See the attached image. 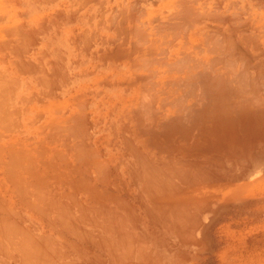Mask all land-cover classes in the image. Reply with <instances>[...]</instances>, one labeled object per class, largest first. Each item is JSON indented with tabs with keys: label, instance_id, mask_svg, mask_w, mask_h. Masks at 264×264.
<instances>
[{
	"label": "bare ground",
	"instance_id": "1",
	"mask_svg": "<svg viewBox=\"0 0 264 264\" xmlns=\"http://www.w3.org/2000/svg\"><path fill=\"white\" fill-rule=\"evenodd\" d=\"M121 1L123 4L121 5L122 8L128 11L129 10L128 6L130 3L128 4V6H125L127 7L125 8L123 7L125 4L124 0H121ZM130 1L132 0H129V2ZM238 1L243 2L242 6H245L246 4H250L251 2H252L251 4L257 5V3L260 4L264 0H166L165 4L169 6L171 5L172 7H171V12H169V14L166 15L165 13L166 15L165 17L159 18L160 16L157 17L155 14H152L150 16L149 12L145 11L148 19L149 20L151 19L147 23L148 24L147 27H149L150 30H152L154 34L155 33L158 34L162 32V35L158 36V39H155V37L154 38L151 37L153 35L151 31H150V33H152L151 35H145L146 29L141 28L140 25L139 27L142 30H140L139 27L137 26H136L137 29L135 28L136 30L135 29L134 31L132 30V32L136 31L135 34L133 33V37L137 36L136 34L142 33L143 36H141V40H142V37H144L143 40L149 43V44L147 43L148 46L146 49L149 48L150 50L149 52L145 51L146 54L144 53L147 56V58L146 56L143 55V58H142L143 60L140 58L135 59V60H141V63H138V64L142 65L144 63L146 68L148 70L150 69L151 70L148 75L146 74L148 72H146L145 73L146 75L143 78L140 77L141 80H139L140 84L137 90L138 94L135 97L133 104H130L131 101H133L132 97H131L132 99L129 101L130 103H128V106L131 109H133V111L128 110L127 108L128 115L127 114L124 115L123 113L124 115L123 117L129 116V120H130L129 126L128 127L126 126L127 127L126 136L128 140L126 141L125 144L127 147V156L125 159H123L122 157H121L122 160L119 159V161H125L123 164L121 162V164L119 163L117 165H114L115 163L114 162L113 163L114 168L111 169V166H110L111 163L110 165H108L109 163H107V165L104 164L105 159L102 158L101 155H99L104 160L102 161L101 159L96 158L98 156L93 157L94 164L93 163H92L93 165L91 164L92 167L83 166V165L80 166L79 162L77 163V160L72 158V160L73 159L74 161L76 160V163L79 165L76 167V166H72L69 163V165L68 164H65V165L66 166L71 165V167H66L65 165L62 164L64 167H66L65 169H63V167L57 166V164L54 165L55 163L49 164L47 162L48 164H44L43 162V165H39V166L37 165V162L33 163V162L28 161L26 163L25 161L31 158V156H29V158L26 159L25 158L26 156L23 154H20L19 156H22V157L25 156L24 158L26 160L24 161V163L26 165L28 163H31V165L29 164L30 166L29 165L25 166V164L23 163H22L23 166L17 165V162H16L17 160L15 159L16 161L14 160L13 163L16 162L15 165H17V167L15 169V172H12L14 170V165L12 166L13 168L12 170L10 169V167H5V166H8L10 163H8L7 165L6 164L4 165L3 163L1 164V165H4L5 167L4 169L5 173H6L7 168L12 170L10 174V178L12 176L14 180H12V184L10 185V187H12L13 185L14 189L6 188V190H7L8 195L9 194L14 195V193L16 194V196L18 195L19 204L17 203L18 206H15L14 204H12L9 201L10 197L5 196L6 194L4 192H6V190L4 191L3 189L4 194L0 196V226H2L1 227L2 229L0 231L7 233L8 236H10L9 238L10 240L8 239L9 241H11V238H14L15 236H16L15 237L16 239H18V237L21 239V240L19 239L18 241L14 239L12 240V243H11L14 246L13 250L15 249L18 250V255L21 256L20 259H22L23 261L24 260L31 261L34 259V261H31V262H35V264L38 261L39 263L37 264H84V261L86 262V260H89V261L91 260V263L93 262V264H122L123 262H125L124 261L125 259L123 257H127L130 253H132V251H134L137 248L136 246L141 245V244H136V242L134 244V238H133L134 233H132V231H133V228H135L138 224L137 222H136L137 224L135 223V215L142 212L143 216L144 215L146 216L147 221L151 222L152 220V222L154 221L160 224L163 223L165 224L164 226L166 227H173V228L177 227L181 229L182 226L185 227L186 224L189 225L188 223H189L190 217H192V219H195L197 213L201 214L203 211H206L205 205L208 202L210 203L211 202L210 200L214 198L216 193H218L216 188L220 186L219 184L223 180L222 178L219 177V175L226 174L228 172V169L231 166H234V165L237 166L239 164H242L241 161H245V160L251 161L250 166L253 168L256 167L257 164L264 162V159H261L262 157H264V155H261L262 153H264L262 152V150H264V37H260L261 35L258 34L259 31L256 29V26H254L253 23L250 22V24H252L255 27V29L258 31L257 34L254 31L253 32L251 31L250 29L251 25L250 27L246 23H245L246 26L243 25V22L241 20H244V19L243 18L240 19L239 16L236 15L237 13L236 10L229 11V9H232V6L235 9L239 8V7H234ZM116 2L118 1L116 0ZM116 2L115 4H118ZM138 3H142V2H138ZM135 5L137 6V3H135ZM135 5H133V7ZM163 6L165 7V5ZM257 6L256 8H258ZM80 7H82V5ZM138 7H140V5ZM259 8L264 9V5H262L261 7L259 5ZM139 9L137 11L138 13L139 11H143ZM156 9H159V6ZM114 10L115 8L112 10L113 14H114ZM117 10L115 14H117ZM167 10L168 9L166 7V12ZM121 12L123 13V11H120L119 14H121ZM143 12H140L142 16L144 15ZM135 13H136V9H135ZM138 13L137 15L135 14L136 16L134 15L137 20H138V17H140V15L138 16ZM125 14L129 16L128 15L129 12L128 14L127 12ZM233 14H235V16H233ZM157 15H160V14L158 13ZM114 16L115 15H113V17ZM120 16L121 15H119V17ZM113 17L109 19V24L111 23L110 21L111 19L113 21ZM248 17L250 16H247L246 18ZM131 18H133V16ZM142 20H144V18ZM252 22H255V21L253 20ZM129 23L131 22L129 21ZM115 24H116V21H115ZM122 24L118 26L121 27ZM139 24H140V21H139ZM234 24L237 26L235 27ZM130 25L132 26V24ZM134 25H136V23H134ZM105 27L107 28V26ZM123 27L125 26H122V29ZM262 27H264V25H262ZM109 28H112V27L109 26ZM113 29L114 28H112V30ZM261 32H264V30L260 31V33ZM150 33H147V34H150ZM101 36L102 34L99 37ZM107 37L109 38V36ZM85 38L88 41L90 40L87 37ZM108 38H106V41ZM110 38H113V37H110ZM114 39H115V36H114ZM114 39H112V41ZM117 39L118 38H116V40ZM130 39L131 38H129V40ZM133 39L134 40L138 39V37H134ZM101 40L103 41L104 38L100 39V41ZM156 40H158V42H160L161 44L159 45L158 43V46H157L155 44ZM120 41L118 42L116 41V42L119 43ZM123 42L125 44V40ZM86 43L88 45V42ZM132 45H131V48H132ZM88 46L86 48H88ZM145 46L146 44L144 45V47ZM97 49L100 50V48H97ZM122 49L124 48L122 47L121 50ZM155 49L158 52L160 51V53H157V51L154 52ZM128 51L126 52L128 53ZM134 51H132V53ZM102 52L105 53L106 51L104 52L102 50ZM103 53H101L100 55H103ZM137 54L139 56L140 53H137ZM131 56L132 55H130V57ZM98 57L99 55L97 56V58ZM114 57L116 58V55ZM123 57L125 58V56ZM99 58L101 59V57ZM149 58L153 60H148ZM131 59L133 58L131 57ZM142 61H145V62L142 63ZM146 61L149 64H145L147 63ZM102 62H103L102 64H104L103 60ZM135 62L136 64H134V67H135L134 69L137 71L136 67L138 66H135L137 65V61ZM129 63H130V60H129ZM155 64L159 65V67L153 68V69L150 68L151 65L154 66ZM147 65H150V66L147 67ZM132 67H131L130 73L133 72L134 75H137L138 72L136 73L132 71L134 70L132 69ZM144 67L142 69H144ZM106 68L108 69L107 66ZM38 70H39V66H38ZM24 71H26L25 67H24ZM24 71H23V74H24ZM19 72L21 71L19 70ZM3 74L4 73H2V75ZM138 74L140 75V73ZM141 74L143 73L141 72ZM139 75H137V77H139ZM129 80H131V78ZM104 81L107 82L106 79ZM135 81H134V85L136 83ZM31 82L33 81L31 80ZM101 82L103 83V81ZM105 82L104 84L106 85L109 83V82L108 83H105ZM119 82L120 84H122L125 81L122 82L120 80ZM112 83H114V78H113ZM115 85L113 86L114 88H115ZM7 87H9L8 84H7ZM45 87L46 86H44V88ZM4 88L2 90H4ZM51 91L52 90H50V92ZM125 91H126V88H125ZM134 92H136L135 88H134ZM94 93L96 92L94 91ZM114 95L113 97H116ZM127 95L129 97V94ZM52 96H54V94ZM73 97L76 98L75 96ZM78 97L79 96L77 95V98ZM76 102H79L77 104L74 103L76 106H78L82 104L84 101L82 102L78 100ZM55 104L52 103V105H55ZM82 106L85 107L86 104L85 106L84 104ZM5 107H7V105ZM56 107L59 109L62 106L61 107L56 106ZM56 107L55 109H57ZM80 107L78 108V110L80 109L79 111L82 112L83 108H80ZM110 108L112 107L110 106ZM85 109L86 108H84V110ZM75 110L78 112L77 109ZM75 110L73 111L74 113H75ZM127 110H126V113H127ZM73 112L70 115H72ZM83 112L80 113L81 115L80 114L77 115L78 113H76L75 115L78 117L82 115L85 116L87 112L85 114H83ZM64 113H61V114L64 115ZM7 114H9V112ZM64 116L63 117L65 119L60 118L61 120H63L62 122H65L67 120V123L69 124L74 121V118L72 121V120L67 119L66 115ZM83 116L82 118H84ZM60 119L57 124L55 123L56 125H59V122L61 121ZM124 119L128 120V117ZM69 121H72V122H69ZM84 121L85 119L83 120V122ZM86 121L88 122V120ZM55 124L52 123V125H55ZM68 124L67 126L66 125L64 126V124L61 123L62 130L60 129V127H59V130L61 131L66 130V127L69 126ZM123 124L124 123H122V125ZM114 126L116 127L115 124ZM120 127L121 129H123L122 126ZM50 128L48 132L54 129L52 127V129L50 130ZM43 129H40V130H43ZM40 130L39 132H42ZM55 130L57 131L58 128L54 129L53 132ZM74 130L79 131L77 129H74ZM111 130L109 132H112ZM61 131H57V132L60 133ZM46 132L43 131L42 133L43 138H44V135L47 136L48 132L47 134ZM82 132L84 131L82 130ZM119 132L121 133V131ZM59 133H57V135ZM61 133L60 135L62 136L59 135L60 142H63L61 140H63L64 138L63 139L61 138L64 136V134L66 137L68 132L63 133V134ZM86 133L88 134V132ZM86 133L84 134L86 135ZM74 134L76 135L77 132H75ZM122 134L120 135L122 136ZM78 135L80 134H77L76 136L79 137ZM98 136L100 137V135ZM48 137H51V136H48ZM48 137H45L47 138L46 140H48ZM82 137H83V134H82ZM57 139L59 140V137ZM79 139H75V140L72 139L73 140L72 145L75 144L73 143L74 141L76 140L79 141ZM84 139L85 138H83L82 142L85 141ZM88 139H90V136L88 137ZM110 139H113V138H110ZM49 140H51V138ZM94 141H97V140H94ZM100 141H103V140H100ZM107 141L109 142V140ZM115 141L116 140L113 139V141L111 142H115ZM122 141L123 140L121 139V142ZM60 142L58 141V143ZM64 142L67 143L68 142L67 139H65ZM80 142L81 141H79V144ZM6 143L8 144V142ZM10 143L13 144L12 141ZM20 143H16V144L23 145V143L21 144ZM34 143H36V141ZM37 143L38 144H35V145L33 144V145L35 147L36 145L39 146L40 142H37ZM26 144H27L26 146L28 145L31 146L30 141L29 143L26 142ZM89 144L90 146L92 145L91 143ZM106 144L108 143L106 142ZM109 144L113 145V143L111 144L110 142ZM43 145L45 146V144ZM76 145L78 144L76 143ZM76 145L74 146V148L76 147ZM10 146L14 147V145L9 144V146H7V148L9 147L8 150L13 148V147L10 148ZM63 146L65 147V145ZM78 146L76 147V149L78 148ZM20 147L22 146H19L18 148ZM42 147L40 148L37 147L38 149L37 148L35 149L33 147L34 149H32V151L34 150L36 152L37 150H39L40 152L38 154L37 152L36 154L34 153L35 155L39 156L38 159L35 158L36 161H38L40 158L42 160V157L40 156V155L43 156V154H41ZM68 147L67 149H64V150H68ZM92 147H89V148L91 149ZM15 148L17 149L16 146ZM52 148L53 146L49 149L47 147V150L49 151L51 149V153H53L55 152L54 150L55 148L53 149ZM74 148L72 147L73 150ZM79 148L84 149L86 147L79 146ZM101 148H98V149H101ZM70 149L68 151H70ZM81 149H78L79 150L78 152L81 153L83 151L84 153L85 150L81 151ZM23 150L24 152H26L25 149ZM30 150L28 151L30 152ZM86 151H87V154L88 152H90V150L88 149H86ZM16 152L17 151H15V157L16 156L18 157V155H16ZM44 152L46 151L44 150ZM56 152L58 153V151ZM60 152H61V149L59 150V153ZM78 152L75 153V155L78 154ZM94 152H92L91 154H94ZM12 153L11 154L8 153V155L12 156ZM20 153H23L22 150ZM61 153L60 155L58 154L59 156L58 155L57 156L58 157L62 156L63 152ZM25 154L28 155V152ZM31 154L33 155L32 152ZM95 154L97 155V153ZM73 155L72 157L75 156ZM78 155H80L79 157H81V154H78ZM84 155H86V152ZM88 155L90 156V153ZM47 157H44L46 161H48ZM8 158L11 159L12 157H8ZM24 158L20 161H23ZM56 158L57 157H55V159ZM62 158L66 160L65 157H62ZM118 158H119V153H118ZM31 159L35 160L33 158ZM80 159L81 161H90L91 156L90 158L88 157L85 159L84 158L83 159L80 158ZM74 161H73V165H74ZM2 162L4 161L2 160ZM57 162H61L59 158H57ZM35 163L37 166L33 165ZM89 163L88 165H90ZM59 164L61 165V163ZM4 167H1V168H4ZM88 167L93 170L94 172L93 177L91 176V172ZM9 169H7V171H9ZM58 169H61V170L58 171ZM6 180L10 181L8 178ZM2 183L6 184V182H1L0 185ZM228 190H229L228 187H226L225 189L223 188L221 191L222 196L225 193H227ZM222 198H225V197H222ZM128 200H131L132 202H129ZM13 202H14V199H13ZM137 209L139 210L138 212H137ZM29 213L32 215L38 214L39 217L46 223V227H48L50 231L52 230V232L53 231L55 232V237L52 238L50 235L49 237L47 235V238L46 236H39V235L37 236L35 234L30 233L29 229L27 233V231H24V229H20L18 225L11 222L12 220H10L12 217L11 215H13L14 217H16L17 215L18 221H19L20 217H22L24 214L29 215ZM193 215H195V218L193 217ZM154 218H156L157 221L153 220ZM137 219H140V218H137ZM195 221L196 220H194V222ZM129 228L130 230H128ZM192 229L195 230L196 228L194 229L193 227ZM33 230H36V228H33ZM4 233H1V235L3 234L6 236V234ZM12 234L14 235V237L13 236L11 237ZM192 237H193V234H192ZM187 238L189 239V237ZM192 241H194V239ZM3 248L5 249V247ZM9 248L11 247L9 246ZM6 251L7 249L5 250V253ZM105 255H108L111 260H104ZM121 256H122L123 262H121L122 260H120ZM132 257H136V256H132Z\"/></svg>",
	"mask_w": 264,
	"mask_h": 264
},
{
	"label": "rangeland",
	"instance_id": "2",
	"mask_svg": "<svg viewBox=\"0 0 264 264\" xmlns=\"http://www.w3.org/2000/svg\"><path fill=\"white\" fill-rule=\"evenodd\" d=\"M11 1H14V0H0V6H4L3 4H5L7 2H11ZM64 1L67 2L66 6L68 9L70 8V10H71L72 8H75V10H78V12H81L82 8H85L87 6L91 7L90 8V13H91L90 22H89V24H86V22H85V25H84L86 28V30L84 31L85 33L83 35L81 34V37L78 38L79 42H80V40H83L84 45H86L85 49H84V55H85L84 67H81V70H80L78 66L74 67L73 65H68L66 67L67 71L64 74L61 73V77L63 78L61 80V82H59V83L56 82L57 84L56 83H48V82H47V84L43 83L44 85H46L45 88H44L43 84L41 87L40 86L34 87L30 83H28V86L25 88H17V87L15 88L12 86V88L9 90V94L8 93L5 94V98L3 97V90L0 89V93H1L0 94V99H1L0 100V102H1L0 103V110H1L0 111V121H1V123H0V131H1L0 132V153H1L0 154V165L2 163L4 165L5 164L7 165L8 163H10L8 166H5V167H10V169H12V170H13L12 166L14 165L13 171L10 170L9 168H7V169H9V171H7V169H6V173L8 174V176L5 173L4 165H1V167H4V168L0 167V183L6 182V184L2 183L3 185L2 184L0 185V196H2V194L5 193L6 194L5 196L10 197L9 201L12 204H14L15 206H18L17 203L19 204L18 195L16 196L15 193H14V195L13 194L8 195L7 190H6V188H10V189L13 188L14 189L13 185H12V187H10V185L12 184V180H14V178L12 176L10 178V174H11V171L15 172L17 165L23 166V164H25L24 161L26 159H28L29 156H31V158H33V159H35V158L38 159L39 156L35 155V154H36V152H37V154L40 152H39V150H37L36 152L33 150L34 151L33 152L32 149H34V148L36 149L37 147L40 148L42 146L45 148L44 149L42 147L46 152H44V150L41 148V154H43V156L40 155L42 157V160H44V161H42L41 158L39 159L40 161L39 160L36 161V159L32 160L31 158H29L25 162L26 163L28 161L33 162V163L37 162L38 166L43 165V162H44V164H48V163L54 164L55 163L54 165L57 164V166L63 167V169H65L66 167H71V165L77 167L79 164H80V166L83 165V166L92 167L91 164L92 163L94 164L93 157H95V156H98L96 158L101 159L102 161L105 159L104 164H106V165H107V163H109L108 165H110V163H111V165H110L111 169L114 168V165H117L119 163L121 164V162L123 164L125 162V161H119V159L120 160H122V158L125 159L127 156V147H126L125 143L128 140V138L126 136V134H127L126 129L129 126L130 120H129V116H125V117H123V116L126 114L128 115V110L133 111V109H131L128 106V103H130L129 101L133 98V101H131V103H130V104H133L134 99L138 94L137 90H138V86L140 84L139 80H141V78H143L146 74L148 75L150 73V70H151L150 68L153 69V68L159 67V65H157V64H155L154 66L153 65H151V66L147 65V67L150 66V68H149L150 70H148L143 63L145 61H142L143 64L141 65V64H138V63H141V60H135V59H139V58L142 59L143 55L146 56L145 55L146 52H149L150 50H149V48L146 49L148 46L147 45L148 42H145V40H143L144 37H142L143 41L141 40V36H143L142 33H140L141 35L136 34L137 36H134V37H138V39H135L136 40L135 41L133 39L134 38L133 33L135 34L136 31L132 32V30L134 31V29L135 28L137 29V27H139V25H140L141 28L146 29L145 35H151L153 32H152V30H150L149 27H147L148 26L147 23L151 19L150 20L148 19L145 11L149 12L150 16L152 14H155L157 17L160 16L159 18H161V17H165L167 14H169V12H171V7H172L171 5L169 6V5L165 4L166 0L165 1L164 0H145V1L144 0L143 1L142 0H134V2H133V0L130 2H129V0L128 1L124 0L125 4H127V5L124 4L123 7L128 6V4L130 3L128 6V9L130 11L129 10L126 11V10H124V8H122L121 5H123V4H122L121 0H117L118 2H116V0H64ZM137 1L142 2V3H138ZM115 2L118 4H115ZM135 3H137V6L135 5ZM251 3L246 4L245 6H242L243 2L238 1L234 7H239V8L235 9L232 6V9H229V11H235L236 10L237 11L236 15H238L240 19H242V18L244 19V20H241L243 22V25H245V23L249 27L251 25L250 29L252 32L254 31L257 34V32L259 31L258 34L261 35L260 37H264V32L260 33V31L264 30V27H262V25H264V12H262V11H264V9L259 8V5H260V7L262 5H264V1H262V3H260V4L257 3L258 6L256 4H251ZM81 5H82V7L79 9V7ZM133 5H135L136 7L135 6L133 7ZM139 5L141 8L138 7ZM163 5H165V7ZM118 6H119V8H118ZM158 6H159V9H156ZM256 6L258 8H256ZM100 7H101V12H102L101 18L99 17V14H98ZM142 7H143V9H142ZM166 7L168 9L167 12H166ZM114 8H115V10H114V14H113L112 10ZM125 8H127V7H125ZM139 8L144 11V12L139 11V13L140 12L144 13L143 16L141 13L139 14L137 12ZM117 9L119 10V12L123 11V13L121 12V14H119ZM135 9H136V13H135ZM238 9H240V10H238ZM116 10H117V14H115ZM131 10H133V11H131ZM1 11L3 12L2 9H0V13H1ZM253 11H254V13H253ZM124 12L125 13L127 12V14L129 12V14H128L129 16H127ZM130 13H131V15H130ZM137 13H138V16L140 15V17H141L140 18L137 16L138 20L135 17L137 15ZM158 13L160 15H157ZM165 13H166V15H165ZM113 15H115V16L113 17ZM119 15H121L120 16L121 19H120ZM125 15H126V17H125ZM122 16H124V17H122ZM132 16H133V18H131ZM233 16H235V14H233ZM247 16H250V17L246 18ZM112 17H113V21H112V19L110 21H111V23L112 22L113 23L109 24V19ZM123 18H124V20H123ZM134 18H135V20H134ZM143 18H144V20H142ZM131 19L133 22L131 21ZM251 19H252V21L254 20L255 22H252ZM117 20H119V21H117ZM95 21H96V23H95ZM115 21H116V24H115ZM129 21L131 23H129ZM136 21H138V22H136ZM139 21H140V24H139ZM250 22L253 23L254 26H256V29L258 31L255 29V27L252 24H250ZM80 23H81L80 25H82V22H80ZM134 23H136V25H134ZM261 23H262V25H261ZM114 24H115V26H114ZM121 24H122V26H125V27H123V29H122V26L121 27L118 26ZM130 24H132V26ZM240 25H242V24H240ZM105 26H107V28ZM109 26L114 28L115 30L114 29L112 30V28H109ZM234 26L236 27L237 25L234 24ZM1 27H3V26H0V30H2ZM139 29H140V27H139ZM140 30H142V29H140ZM125 31H127V32H125ZM150 31L152 33H150ZM147 33H150V34H147ZM92 34H94V35H92ZM101 34H102L101 37L104 38V40H103L104 42L102 40L100 41V39H102L101 37H99ZM125 34H127V35H125ZM160 35H162V32H160L158 34L153 33V35L151 37L152 38L155 37V39H158V36H160ZM107 36H109V38ZM114 36H115V39H114ZM4 37H7V36H5L2 33V31H0V38H4ZM71 37H73V35ZM85 37L90 39L89 40L90 42ZM110 37H113V38H110ZM106 38H108L109 40L107 39V41H106ZM116 38H118V39L116 40ZM129 38H131L133 40V42L131 39L129 40ZM112 39H114V40L112 41ZM124 40H125V44L123 42ZM111 41H112V43H111ZM116 41L117 42L120 41V42L117 43ZM6 42L8 44H10V47L6 48L5 50H0V56L7 55L10 58L9 64L4 65V67L7 69H10V71L12 73L11 74L12 80H13L16 76H18L20 67H22V65L19 64L20 60H17V59H20L21 56H24V57L31 56L32 50H25V49L23 50V49H18L16 47H14L20 43L19 41L17 42L15 40H11V41H6ZM6 42H3V43L6 44ZM86 42H88L89 46L87 45ZM158 43H159V45L161 44L160 42H158V40H156L155 44L157 46H158ZM145 44H146V46L144 47ZM131 45H132L133 49L131 48ZM87 46H88V48H86ZM104 46H105V48H104ZM121 46L124 49L121 50V48H122ZM126 47H127V49H126ZM134 47H135V49H134ZM141 47H142V49H141ZM97 48H100V50H98ZM102 50L104 52L105 51L106 52L103 53ZM69 51L73 55L72 49H70ZM126 51H128V53ZM132 51H134V52L132 53ZM141 51L143 54L141 53ZM156 51L157 50L155 49L154 52H156ZM100 52L103 53V55H100L101 54ZM137 53H140L139 56ZM157 53H160V51L159 52L157 51ZM88 54H89V56H88ZM41 55L45 56L43 54V51H40L37 53V56L41 57ZM98 55H99V57H101V59L99 57L97 58ZM104 55L106 56V58ZM115 55H116V58L114 57ZM130 55H132L131 57L133 59H131ZM119 56H120V58H119ZM121 56H122V58H121ZM123 56H125V58ZM136 57H138V58H136ZM41 58L43 59V57H41ZM146 58H147V56H146ZM102 60L104 61V64H102L103 63ZM129 60H130L131 64L129 63ZM148 60H153V59L149 58ZM135 61H137V65H135V66H138V67H136L137 71L134 69L135 68L134 64H136ZM106 63H107V65H106ZM145 64H149V63L147 62ZM106 66L108 67V69L106 68ZM142 66L144 67V69H142L143 68ZM100 67H102V68H100ZM131 67H132V69H134L132 71H134L136 73L137 72L140 73V75L137 73V75H139V77H137V75H134L133 72L130 73ZM16 68H17V70H16ZM62 69H64V67ZM101 72H103V73H101ZM141 72L143 74H141ZM146 72H148V73H146ZM113 78H114V83H112ZM130 78H131V80H129ZM100 79H102V80H100ZM105 79L107 80V82L104 81ZM120 80L122 82H124V81L125 82L124 83L121 82L122 84H120V82H119ZM126 80H128V81H126ZM133 80L134 81L136 80L135 85H134ZM101 81H103V83ZM104 82L105 83L109 82V83L106 85V84H104ZM13 84H16V83H13V81H12V85ZM113 84L114 85L116 84L117 87L115 85V88H114ZM111 86L113 87V89ZM103 88H104V90H103ZM125 88H126V91H125ZM134 88H135L136 92H134ZM50 90H52V91L50 92ZM94 91L96 93H94ZM52 92H54V93H52ZM21 93H23V94H21ZM76 93H78V94H76ZM112 93H114L115 95ZM30 94H32V95H30ZM53 94H54V96H52ZM127 94H129V97ZM132 94L133 95L135 94L134 97ZM77 95L79 96L78 98H77ZM83 95L85 96V98ZM113 95L116 97H113ZM73 96H75L76 98H74ZM70 97L72 100L70 99ZM112 97H113V99H112ZM127 98H128V100H127ZM77 99L82 101V102L84 101L82 104L78 105L79 107L81 106L80 108H83V110H84V108H86L85 109L86 111L84 110V112L81 109L83 114H85L87 112V114L85 115L86 117L82 115L84 118H82V116L78 117L75 115L76 113H78L77 115L82 113L81 111H79L80 109L78 110L79 107L74 104V103H76V104L79 103V102H76V101H78ZM52 103L53 104L56 103V104L52 105ZM5 104L7 105V107H5L6 106ZM83 104H84V106L86 104V106L83 107L82 106ZM109 105L112 108H110ZM56 106H58V107L62 106V107L59 108L60 109L59 110ZM55 107L57 109H55ZM104 107H105V109H104ZM4 108H5V110H4ZM123 108L125 109V111ZM127 108H128V110H127ZM75 109H77L78 112ZM74 110H75V113L73 112ZM126 110H127V113H126ZM7 111L9 112V114H7L8 113ZM72 112H73V114L70 115ZM61 113H64V115H66V116L69 114L70 116L68 115L67 119L73 121V118H74V121L73 122L69 121V122H72L69 124L67 123V120L66 121L64 120L65 122H62L63 120H61L60 118L63 119L65 116ZM123 113H124V115H123ZM119 114H120V116H119ZM80 117H81V119H80ZM99 117H100V119H99ZM126 117H128V120L124 119ZM59 119L61 121L59 122V125H56L58 123ZM84 119H85V121L83 122ZM86 120H88V122ZM110 121H111V123H110ZM126 121H127V123H126ZM85 122H87V123H85ZM39 123L41 124V126ZM43 123H44V125H43ZM49 123H51V124H49ZM52 123L53 124L56 123V124L52 125ZM61 123H63L64 126L65 125L67 126V124H68L70 126V127L68 126L69 129H68V127H66L67 131L66 130L61 131L62 130ZM65 123H67V124H65ZM122 123H124L123 125H125V124H127V125L123 126ZM45 124H47V125H45ZM114 124L116 125V127L114 126ZM42 126L44 127V129ZM120 126H122V128L124 130L121 129ZM52 127L54 129L58 128L57 131H61L63 133L68 132L66 137L64 134V136L61 138V139L64 138L63 140H61L63 142H60V136H62V135H60L61 132L59 133L55 130L54 131L55 133H54L53 132L54 129H52ZM59 127L61 130H59ZM73 127H74V129H77L79 131H75L73 129ZM75 127H77V128H75ZM6 128H8V129H6ZM49 128H50V130L52 129V131L48 132ZM84 128H85V130H84ZM111 128H112V130H111ZM40 129H43V130H40ZM39 130L42 132H39ZM82 130L84 132H82ZM110 130L112 132H109ZM43 131L48 132V134L46 132L47 136L44 135V138H43V134H42ZM119 131H121V133ZM75 132H77V134H80V135H78L79 137L76 136L77 134L76 135L74 134ZM86 132H88V134ZM50 133H51V135H50ZM57 133H59V134L57 135ZM63 133H61V134H63ZM84 133H86V135ZM111 133H113V134H111ZM69 134H71L73 136V138ZM82 134H83V137H82ZM120 134H122V136ZM98 135H100V137ZM48 136H51V137H48ZM89 136H90V139H88ZM45 137H48V140H46L47 138H45ZM58 137H59V140L57 139ZM50 138H51L52 142H51V140H49ZM54 138L57 140H55ZM83 138H85L84 142H82ZM98 138H100V139H98ZM110 138H113L116 141L111 142V141H113V139H110ZM65 139H67V141H68L67 143L64 142ZM72 139L73 140L79 139V141H81V142L79 144V141L76 140L73 142L75 144L72 145V141H73ZM121 139L123 140L122 142H121ZM37 140H39V141H37ZM94 140H97V141H94ZM100 140H103L105 142L100 141ZM107 140H109V142L111 144L113 143V145H110ZM11 141L13 144L10 143ZM17 141H19V142H17ZM20 141H21V143H23V145L20 143ZM29 141H30L31 146H29V145L26 146L27 145L26 142L29 143ZM35 141H36V143H34ZM41 141H42V143H41ZM58 141L60 143H58ZM6 142H8V144ZM31 142H32V144H31ZM37 142H40L39 143L40 145L39 146L36 145V147H35L34 145L38 144ZM85 142H86V144H85ZM88 142L91 143L92 145L90 146V144ZM106 142L108 144H106ZM16 143H20L21 145L16 144ZM76 143L79 146H81V147L85 146L86 148L81 149V148H79L78 145H76ZM115 143H116V145H115ZM9 144L14 145V147L10 146V148L11 147H13V148L8 150L9 147L7 148V146H9ZM43 144H45V146ZM63 145H65L66 148ZM68 145H69V147H68ZM75 145H76V147L78 146L77 149H76V147L74 148ZM96 145H97V147H96ZM15 146L17 147V149L15 148ZM19 146H22L26 152H24L22 147L18 148ZM52 146H53V148H55L54 149L55 152H53V153H51V149L49 151L47 150V147L49 149ZM88 146L89 147L93 146L94 148L92 147L93 149L92 148L90 149ZM99 146H101L102 148ZM67 147H68V150L70 149V147H71V149L73 147L74 150L73 149L72 150L70 149V151L64 150V149H67ZM30 148H31V150H30ZM98 148H101V149H98ZM13 149H14V151H13ZM20 149L22 150L23 153H20L21 152ZM58 149L59 150L61 149V152H63V155L60 157H58V156L60 155L61 152L59 153ZM78 149H81V151L82 150H85V151H84V153H83V151L80 153V152H78L79 151ZM86 149L90 150V152H88V154L90 153L91 160L90 161H81L80 158H82V159L83 158L85 159L88 157L90 158V156L87 154ZM11 150L13 153L11 152ZM28 150H30V152ZM54 150H52V151H54ZM94 150H95V152H94ZM122 150L123 151L125 150V151L123 152ZM15 151H17L16 155H18V157L17 156L15 157ZM56 151H58V153ZM76 151L78 152V154H81V157H79L80 155H78V154L75 155V153H77ZM100 151H102V152H100ZM7 152L9 154L12 153V156L8 155ZM27 152H28V155L25 154ZM31 152L33 153L34 157L31 154ZM64 152H65V154H64ZM72 152L75 156L72 154ZM85 152H86V155H84ZM92 152H94V154L97 153V155L91 154ZM262 152H264V150H262ZM56 153H57V155L58 154L59 155L57 156ZM118 153H119V158H118ZM121 153L124 155H122ZM20 154L25 155L26 157L25 156L24 157L26 159L22 156H19ZM72 155L74 157H72ZM87 155H88V157H87ZM99 155H101L102 158H104V159H102L101 156H99ZM261 155H264V153H262ZM83 156H85V157H83ZM8 157H12L11 159L13 161ZM44 157H47L48 161H46ZM55 157L59 158V160L61 162H57V158L55 159ZM62 157H65L66 160ZM4 158H5V160H4ZM23 158H24V160L20 161ZM72 158L76 159L77 163L79 162V164L76 163V160L75 161H74V159L72 160ZM51 159L55 162H53ZM68 159L70 162L68 161ZM106 159H107V161H106ZM261 159H264V157H262ZM2 160L4 162H2ZM14 160L17 162V165H15L16 162L13 163ZM18 160L21 164L18 162ZM62 161H63V163H62ZM73 161H74V165H73ZM59 163H61V165ZM69 163L71 164L70 166L65 165V164L69 165ZM75 163H76V165H75ZM88 163L90 165H88ZM113 163H114V165H113ZM241 163L242 164H239L237 166L236 165L231 166L228 169V172L226 174L219 175V177L222 178L223 180L220 182V184H219L220 186L218 188H216L218 193H216L214 198L210 200L211 201L210 203L208 202L205 205L206 211H203L204 213L202 212L201 214L197 213L196 218H195V215H193V217L195 219H192V217H190L189 223H188L189 225L186 224V226L185 227L182 226L181 229L177 228V227H174V228L173 227H166V226H164L165 224L156 223L154 221H153L154 222L153 223L152 220H151V222L147 221L146 216L145 215L143 216L142 212L138 213L137 214L138 216L135 215V223L137 222L138 224L136 223L137 226L135 228H133V231H132V233H134L133 234L134 244L136 242V244H141V245L136 246L137 247L136 249L134 247L135 250L132 251V253H130L127 257H123L125 259L124 261L126 263L128 262L127 264H129V262H130V264L131 263L136 264V262H137V264H264V162L257 164V166L254 168L250 166L251 161H249V160L241 161ZM29 164L31 165V163H28L27 165L25 164V166H28ZM62 164L65 165L66 167H64ZM33 165L35 166L36 163ZM59 170H61V169H58V171ZM89 170L91 172V176L93 177L94 176L93 170L91 168H89ZM235 172H237V173H235ZM7 178L10 181L6 180ZM235 178H236V180H235ZM224 179H226V180H224ZM8 185H9V187H8ZM231 185H233V186L235 185V186L233 187ZM1 187H3V188H1ZM226 187H228L229 190L227 193H225L222 196L221 191L223 188L225 189ZM3 189H4V191L6 190V192L3 193ZM219 194H220V196H219ZM222 197H225V198H222ZM228 197H229V199H228ZM13 199H14L15 203L13 202ZM128 201L132 202L131 200H128ZM138 211L139 210L137 209V212ZM11 216H12L11 219L9 218L10 220H12L11 222L18 225L20 229H24V231H27V233L30 230L29 231L30 233L35 234L37 236L38 235L39 236H46V238H47V235H48V237L50 235L52 238L55 237V232L54 231L52 232V230L50 231L49 228L46 227V223L39 217L38 214H35V215H32L30 213H29V215L24 214L22 217L19 218V221H18L17 215H16V217H14L13 215H11ZM137 218H140V219H137ZM153 220H156V218H154ZM194 220H196V221L194 222ZM198 224H200V225H198ZM1 227L2 226H0V230L2 229ZM193 227H194V229L196 228L195 229L196 231L192 229ZM33 228H36V230H33ZM190 229L194 232H192ZM128 230H130V228ZM48 232H49V234H48ZM152 232H154V233H152ZM181 232H182V234H181ZM185 232H186V234H185ZM1 233H4V232L0 231V245H1L0 246V252H1L0 253V260H5V261H3L2 263L0 262V263L1 264H8V263L12 262L14 264H18L17 263L18 260H22V259H20L21 256L18 255V250L17 249L13 250L14 246L11 243H12V240L15 239L16 241H18L20 238L18 237V239H16L15 238L16 236L14 237V235L12 234L11 237L13 236L14 238H11V241H9L10 236H8L7 233H4V234H6V236L2 234L4 236V238H3ZM192 234H193V237H192ZM158 235H160V236H158ZM187 237H189V239ZM6 238H7V240H6ZM193 239H194V241H192ZM145 242H147V243H145ZM9 246L11 248H9ZM3 247H5V249ZM138 247L139 248L141 247V248L139 249ZM6 249L8 251V252L6 251L7 254L5 253ZM8 254L10 255V257ZM132 256H136V257H132ZM15 258H16V260H15ZM131 258H132V260H131ZM104 260H111V259L108 255H105ZM120 260H122V256H121ZM31 261H34V259ZM31 261L26 260V264H33V263L35 264V262H31ZM88 261L89 260H86V262L84 261V264H93V262L91 263V260L89 261L90 263ZM132 261H134V262H132ZM40 262H41V260H40ZM121 262H123V260ZM125 262H123L122 264H126ZM37 263H39V261Z\"/></svg>",
	"mask_w": 264,
	"mask_h": 264
},
{
	"label": "crops",
	"instance_id": "3",
	"mask_svg": "<svg viewBox=\"0 0 264 264\" xmlns=\"http://www.w3.org/2000/svg\"><path fill=\"white\" fill-rule=\"evenodd\" d=\"M66 4L67 2L64 0H15L3 4L4 6H0V9L3 10V12L0 13V26L4 27H1L2 30L0 31L7 36L0 38V50L9 48L10 44L6 41L11 40L20 42L16 45L17 47L14 46L18 49L32 50L31 56L27 57V59L24 56L20 57L19 64L22 65V67H20L21 72H19L18 76L13 80L10 69L4 67V65L9 64L10 58L7 55L0 56V89L2 87L8 89L4 88L3 90L4 98L6 93L9 94V90L12 86L15 88H25L28 86V83H30L34 87H41L42 83L45 82L59 83L63 79L61 73L64 74L67 71L66 67L68 65H73L74 67L78 66L79 69L84 67L85 55L83 52L85 45L82 40L79 42L78 38L81 37V32L82 35L85 33V22L86 24L90 22L91 7L87 6L82 8L81 12H78L75 8L71 10L68 9ZM80 8L81 7H79V9ZM101 13L100 7V18L102 17ZM80 22H82V25H80ZM72 35L73 37H71ZM3 42H6V44ZM70 49L74 52L73 55L69 52ZM40 51H43L45 55H41L43 59L36 55ZM24 67L26 71H24ZM63 67L64 69H62ZM2 73L4 74L2 75ZM31 80L33 82H31ZM12 81L16 84L12 85ZM7 84L9 87H7ZM3 261L5 260H0L1 263ZM25 262L26 260H18L17 263L26 264ZM8 264L14 263L10 262Z\"/></svg>",
	"mask_w": 264,
	"mask_h": 264
}]
</instances>
